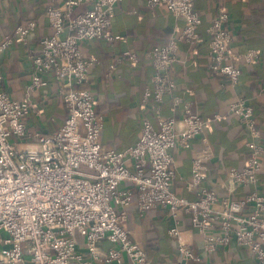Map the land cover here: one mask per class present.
<instances>
[{
    "label": "built area",
    "instance_id": "2783aa9c",
    "mask_svg": "<svg viewBox=\"0 0 264 264\" xmlns=\"http://www.w3.org/2000/svg\"><path fill=\"white\" fill-rule=\"evenodd\" d=\"M120 1L52 2L46 14L53 32L40 41V51L31 55L32 73L25 97L14 99L0 91V264H109L120 262L124 254L133 264H151L145 248L124 227L133 204L141 216L157 206L168 208L176 220L169 234L177 238L185 260L199 261L200 257L177 227L181 211L190 213L193 227L204 236L206 251L235 242L253 253L255 264H264L263 192L252 191L217 208L218 191L203 183V157L192 165L191 187L197 198L186 199L172 189L176 178L174 149L189 147L210 122L193 111L192 102L178 96L173 102L183 104L184 128H178L175 118L162 116L166 96L176 89L172 65L180 43L194 45L201 40L203 20L196 9L198 0H146L150 8L164 5L185 21L180 33L147 53L154 71L142 103L151 104L158 124L145 117L141 136L124 149L102 142L105 121L96 108V96L91 89L79 88L100 59L85 56L81 46L92 41L115 42L112 23ZM217 3V12L207 27L209 69L214 76H227L236 87L240 63H253L260 53L257 49L232 52L230 15L221 0ZM83 5L85 8L77 12ZM36 26L31 21L16 32L26 40ZM12 42V36L5 35L0 49H7ZM138 59L136 52L125 50L117 60L133 64ZM50 80L60 84L67 115L56 131L43 137L29 131L25 118L33 109L32 92L46 89ZM229 112L237 115L250 137L249 158L244 167L229 171V180L237 186L255 184L264 158V140L256 127L253 107L240 98L230 105ZM10 136L19 140L35 136L40 144L19 149ZM78 237L83 238L86 251ZM106 238L118 247L100 256L97 244Z\"/></svg>",
    "mask_w": 264,
    "mask_h": 264
},
{
    "label": "crops",
    "instance_id": "0c3cea01",
    "mask_svg": "<svg viewBox=\"0 0 264 264\" xmlns=\"http://www.w3.org/2000/svg\"><path fill=\"white\" fill-rule=\"evenodd\" d=\"M50 2L60 5L63 0H0V42L5 35L13 38L7 49H0V91L14 99L25 97L32 73L31 55L40 51V41L53 32L46 14ZM221 5L230 15L232 52L243 54L258 48L261 61L240 63L242 75L236 87L230 84L227 76L212 75L207 27L217 12L218 3L217 0H198L196 9L203 20L202 37L198 44L180 43L177 61L172 65L176 89L173 95L166 96L162 108V116L175 118L179 129L184 128V108L183 104H174L175 96L192 102L193 111L210 121L205 132L195 137L189 147L179 145L174 149L176 178L172 189L186 199L197 198L196 190L191 187L192 165L196 158L203 157L206 163L203 183L218 191L217 208L232 199H243L252 191L264 193V158L255 184L237 186L229 180V171L244 167L248 160L250 138L237 115L229 112L232 103L242 98L255 106L264 140V0H221ZM82 8L78 7L77 12ZM31 21L37 26L24 40L16 30ZM184 23L183 18L174 16L164 5L150 8L146 0H121L112 23L115 42L82 44L85 56L100 59L81 86L96 94V108L105 121L101 140L107 147L124 149L135 143L141 136L145 117L158 124L151 104L142 103L144 89L151 86L154 71L147 53L152 47L167 43L173 34L180 33ZM125 50L136 52L138 62L118 61ZM59 87V83L50 80L46 89L32 92L33 109L25 118L32 134L47 137L63 124L67 111ZM10 139L19 149L40 144V138L35 136L25 140L10 136ZM169 214L168 208L157 206L141 216L133 204L124 222L130 236L145 248L151 264H255L253 253L235 242L220 246L214 252L206 251L204 236L193 227L190 213L181 211L177 227L189 248L200 257L199 261L185 260L179 253L177 238L169 234V229L176 225ZM78 239L86 251L83 238ZM114 247L118 245L106 238L97 244V252L105 256ZM109 264L133 263L124 254L120 262Z\"/></svg>",
    "mask_w": 264,
    "mask_h": 264
},
{
    "label": "trees",
    "instance_id": "16d2710c",
    "mask_svg": "<svg viewBox=\"0 0 264 264\" xmlns=\"http://www.w3.org/2000/svg\"><path fill=\"white\" fill-rule=\"evenodd\" d=\"M51 3V2H50ZM50 3H48L47 4V6H46V9H47V7L50 5ZM57 4V3H56ZM83 8H82V10L85 8V5H83L82 6ZM52 34V33H51ZM200 35H201V37H202V34H201V30H200ZM232 43H233V39H232ZM232 45V44H231ZM256 49H258V48H256ZM259 50V49H258ZM260 52V51H259ZM261 57H262V54L260 53V55H259V58L255 61V62H253L254 64H257V63H259L260 61H261ZM240 71H241V75H242V69L240 68ZM240 78H241V76H240ZM79 88H84V87H82L81 85L79 86ZM95 94V93H94ZM96 95V94H95ZM252 107H253V110H254V119H255V124H256V127H257V129L261 132V135H262V129H261V127L259 126V123H258V118H257V110H256V108H255V106L254 105H252ZM105 127V126H104ZM262 165H263V159H262Z\"/></svg>",
    "mask_w": 264,
    "mask_h": 264
},
{
    "label": "rangeland",
    "instance_id": "374dc122",
    "mask_svg": "<svg viewBox=\"0 0 264 264\" xmlns=\"http://www.w3.org/2000/svg\"><path fill=\"white\" fill-rule=\"evenodd\" d=\"M60 118V117H59Z\"/></svg>",
    "mask_w": 264,
    "mask_h": 264
}]
</instances>
